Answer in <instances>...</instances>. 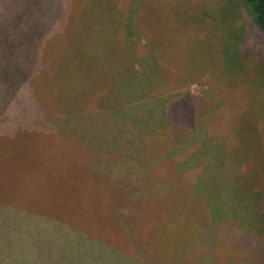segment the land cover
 Here are the masks:
<instances>
[{
  "label": "rangeland",
  "instance_id": "374dc122",
  "mask_svg": "<svg viewBox=\"0 0 264 264\" xmlns=\"http://www.w3.org/2000/svg\"><path fill=\"white\" fill-rule=\"evenodd\" d=\"M154 1L0 0V196L88 226L109 258L78 264H264V34Z\"/></svg>",
  "mask_w": 264,
  "mask_h": 264
},
{
  "label": "trees",
  "instance_id": "16d2710c",
  "mask_svg": "<svg viewBox=\"0 0 264 264\" xmlns=\"http://www.w3.org/2000/svg\"><path fill=\"white\" fill-rule=\"evenodd\" d=\"M140 1L141 0H132V8L129 9L130 10L129 17L126 16L125 22L127 21L132 22V20H134L133 16L139 10L138 3ZM167 1L169 0H155L154 3H163ZM215 2L218 3L215 11L220 9V7H224L227 8L228 11L233 13L229 15L228 17L229 20H231L233 16L236 15L234 14V12L236 13L238 11V8H240L239 11L243 12L245 16L254 23L257 29L262 34H264V0H215ZM205 14L207 16H211L210 13H205ZM198 18L200 19L199 16ZM238 19L239 21H241V17L239 15H238ZM233 20L236 21L235 16ZM202 21L207 24L208 34L210 37V32H213L212 29L214 30V22H211L213 23L212 25L213 28H212L211 24H209L205 19H202ZM201 27H202V22H201ZM232 28L234 29V31H236L235 34L233 33L232 41L235 44H237L236 47L239 46V50L237 53L240 61L244 62L243 60L244 53L242 49L244 48L243 46V42L245 43L244 39L246 40L245 32H244L245 30L242 31L241 27L239 26H237V28L233 26ZM128 33H131V31ZM174 38H175L174 41L176 42V46L178 48L184 49L186 43L184 41H181L183 39H179L175 36ZM191 55L192 53L184 52L183 58L188 59L189 63L191 62V64L194 65L198 64L200 57H198L197 55L192 57ZM150 58H151L150 61L151 65L155 64V60L151 56ZM161 58L164 59L165 56H161ZM191 74H193L194 77L196 75L202 76L204 73L203 70L198 69L197 71H192ZM56 131H57V126H56ZM4 158L7 157L1 153L0 162H4ZM226 168H227L226 171L228 172L229 171L228 164H226ZM223 172H222V176H224ZM58 175L59 172L56 170L54 174L50 176V178L53 180ZM97 177H100V175L95 176V178ZM88 178H94V177L91 174H89ZM95 178L93 181H89L86 179L84 180V182L88 183L87 185H89L88 187L89 189H90V185L94 186ZM99 186H103V185L100 184ZM258 196L259 195H255L254 197H252L253 201L257 200ZM89 198L90 197L87 196V199ZM87 199L83 197L82 199H77V200L73 199L72 202L75 201L78 203L77 205L75 204L77 208H84V204H80L81 203L80 201L83 200L87 202L88 201ZM256 203L255 206H257ZM51 206L52 205H50L49 208H52ZM42 209L45 208L41 206H35L34 204H32L29 207L23 201L14 202L12 201V199H8L6 197L0 196V264H78L79 261L86 260V255L90 256L91 259L108 261L109 252L107 251V249L109 248L102 247V245L104 244L102 243L103 240L99 239L97 243L95 241L96 239L92 238L93 240L90 241V238L93 235L85 229L88 226L77 223V221H72L71 219L57 218L53 214H49L48 212ZM87 209L91 210L93 208L90 206L87 207ZM256 218L257 221L263 226L262 232H264V214L260 213L259 211V213L257 212ZM61 228L63 229L67 237H69L66 245H62L63 240H61L57 235V232ZM9 234L11 236H9ZM13 234L14 236H12ZM93 241H95L96 243H93ZM257 241L259 242V239H257ZM207 244H212V242H209ZM131 245L134 249L133 254L129 252L126 253L123 252V253L130 258H136L138 257V253L140 254L138 245L137 244H131ZM64 253H66L67 256L73 255V258L65 257L63 255Z\"/></svg>",
  "mask_w": 264,
  "mask_h": 264
}]
</instances>
